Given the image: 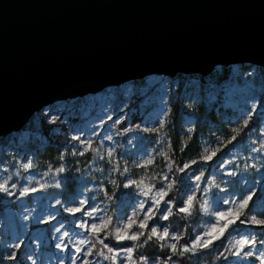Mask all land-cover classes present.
I'll return each instance as SVG.
<instances>
[{
    "label": "rangeland",
    "instance_id": "obj_1",
    "mask_svg": "<svg viewBox=\"0 0 264 264\" xmlns=\"http://www.w3.org/2000/svg\"><path fill=\"white\" fill-rule=\"evenodd\" d=\"M177 74L180 76L175 81L150 74L95 93L54 101L34 112L21 129L0 137V184L7 189L0 191V264H72L77 256L76 264L83 259L90 264H112L95 255L111 253L77 225L111 218V227H115L134 212L142 217L140 203L148 207L151 200L135 185L124 187L132 180L154 186L149 197L156 189L163 187L168 192L178 183V202L174 203L173 192L165 197L177 211L189 195L195 196L198 215L192 222L188 244L180 247L191 248L198 235L205 238L204 232L215 223V212L235 207L225 204L226 200L239 202L251 196L247 218L264 219V81L260 68L230 64L223 70L216 66L214 72L198 80ZM173 109L176 115L172 116ZM234 128L241 131L233 132ZM171 136L179 148L193 138L191 154L175 167L171 165ZM233 136L235 140H231ZM81 141L90 142L87 151ZM50 143L57 148L51 159H45L40 153ZM205 149L220 151L206 163L201 159L208 155ZM150 158L151 165L137 166ZM185 164L190 167L179 171ZM61 167L63 172L58 171ZM201 173L197 181L195 177ZM164 176L168 180H163ZM24 188L30 191L21 196ZM81 199L87 201L86 210L94 207L99 211L92 217L69 214L66 208L78 206ZM167 207L162 203L161 212ZM161 212L149 224L160 231L167 227L171 235H178L177 227L160 219ZM65 232L68 235L61 242L59 237ZM244 236L255 238L259 247L264 227L237 224L230 228L220 249L222 264H259L255 256L236 257L229 251L231 244ZM80 239L89 243L78 245ZM14 244L21 246L14 248ZM137 244L125 241L119 246L108 245L121 250ZM77 246L81 253L75 252ZM89 248L93 255H84ZM11 252L16 253L15 259H7ZM148 264L157 261L148 259ZM199 264L206 263L200 260Z\"/></svg>",
    "mask_w": 264,
    "mask_h": 264
},
{
    "label": "water",
    "instance_id": "obj_2",
    "mask_svg": "<svg viewBox=\"0 0 264 264\" xmlns=\"http://www.w3.org/2000/svg\"><path fill=\"white\" fill-rule=\"evenodd\" d=\"M264 70V0H0V136L146 75Z\"/></svg>",
    "mask_w": 264,
    "mask_h": 264
},
{
    "label": "snow or ice",
    "instance_id": "obj_3",
    "mask_svg": "<svg viewBox=\"0 0 264 264\" xmlns=\"http://www.w3.org/2000/svg\"><path fill=\"white\" fill-rule=\"evenodd\" d=\"M119 123V121H117ZM247 124V121H245V125ZM161 127H163V123L161 122ZM233 132L239 133L241 129L234 128L232 130ZM108 139H111V137H107ZM75 139H79V137H75ZM236 136H233L231 140H235ZM231 140L229 143H231ZM81 143L86 144L84 151L88 150V147H90V142L87 141H81ZM94 151V149H93ZM220 151V149H215L209 152L208 149H205V152H208V155H204L201 157V159L204 162H210L213 160V158L217 155V153ZM80 155H83L84 152H80ZM109 157L113 155L112 151H109L107 153ZM161 155H166L165 153H161ZM153 163V160L150 158L146 161H144L143 165H137L139 167H146L148 165H151ZM193 163H196V161H193ZM25 167H28V165H25ZM190 167V165L185 164L182 168L179 169V171L184 172L185 169ZM254 167V165H253ZM169 168L171 170V166L169 165ZM59 172H63V167L58 169ZM126 171V170H125ZM229 175H236L235 172H229ZM203 176V173H201L199 176H196L195 179L197 181L201 180V177ZM163 180H168V176H164L162 178ZM135 185L137 188L141 189V193L143 196L148 197L151 200L150 206L146 207L145 202H141L139 205V211L143 212V216L140 217L138 212H134L132 216L127 217L122 224H119L115 227H111L112 221L111 218L100 219V223H92L88 224L87 221L82 222L81 224L77 225V227L86 229L93 237L98 239V242L103 245V248L107 250L108 253H111L110 256L105 255L104 252H96L95 255L103 257L104 260H111L112 264H117L118 259L120 260V264H124V261H127V264H138V262L133 259V252L134 247H127L125 249L121 250H114L112 247H110L107 243H105L104 238H99L101 234L108 233L111 235L117 243H122L125 241H140L141 237H146V239L143 241L144 244H147L149 241L156 239L159 242H166L167 240H173V241H179L180 237L177 235H171L168 228L165 227L162 231L158 230L156 226H152L149 224V221H153L156 217V214L158 212H161V205L167 204L168 207L161 212L160 219L167 221L169 219V216L172 215V202L170 200H165V197L168 196V192L164 190L163 187L156 189L154 192V195L149 197V193L153 192L154 186L152 185H145L143 180H132L128 183L124 184L125 188L131 187ZM172 184L169 183L167 185V188H171ZM0 191H7L4 185L0 184ZM30 190L28 188H24L20 195L23 196L27 194ZM34 191V189H33ZM252 199L251 196H246L243 199H241L239 202L236 201H224L225 204L232 203L235 205L234 208H229L226 211H217L215 212V223L211 224V227L206 230L203 234L205 238H201V236H197L194 240V242L191 245V248L189 247H180L178 249L177 243H171L168 244L167 247L170 249V251L173 254H176L179 252L180 254H183L185 252H189L190 250H195L197 246L200 248H208L211 246L215 241L220 240L222 237L225 236V234L229 231L230 228L233 226L240 224V225H255L259 227H264V219H257L255 216L251 217L250 219L247 218V212L246 209L249 206V201ZM196 198L195 196L189 195L186 200L183 201V206L178 208V211L184 214H191V210L194 206ZM87 201L84 199L79 200L78 206L66 208V211L69 214L75 215L76 213H83L84 216L92 217L94 213L98 212V208H91L90 210H86ZM204 211H208L204 205L201 206ZM136 229V230H134ZM57 232L60 231L59 228L56 229ZM68 233L65 232L63 236L59 237L61 242H63L64 236H67ZM107 238V237H105ZM89 243L86 239H80L78 241V245H85ZM20 244H14V248H19ZM159 246L163 247L165 246L163 243H161ZM57 248H61V244L56 245ZM67 247V246H65ZM95 247V244L92 245V248ZM92 248L87 249L86 253L84 255L86 256H92ZM231 251L233 256L236 257H242V258H251L255 256V259L259 262V264H264V240L260 242V246L257 247V241L255 238H249L248 236L241 237L240 239H236L229 249ZM76 253H81V247L77 246L75 248ZM16 253L11 252L7 259H15ZM80 256H77L76 259L72 260V264H76V260H79ZM172 257L169 256L165 260V264L169 260H171ZM142 264H148V260L144 257H141ZM81 264H90V261L88 259H83L81 261ZM158 264V262H157Z\"/></svg>",
    "mask_w": 264,
    "mask_h": 264
},
{
    "label": "trees",
    "instance_id": "obj_4",
    "mask_svg": "<svg viewBox=\"0 0 264 264\" xmlns=\"http://www.w3.org/2000/svg\"><path fill=\"white\" fill-rule=\"evenodd\" d=\"M243 66H247L249 64H242ZM224 70L225 67H222ZM261 77L264 81V70L260 69ZM198 76L199 78H203V76H199L197 74H194ZM224 76V75H223ZM201 110H205L204 108H201ZM176 115V110L173 109L172 116ZM2 137V136H0ZM193 138H189V141L179 148L176 138L174 136H171V165L175 167L178 165L183 158H185L187 155L191 154V151L189 150L190 146L192 145ZM53 143H50L48 146H46L43 151L40 153V155L45 159H51L54 154V149L56 146H54L53 149ZM57 148V147H56ZM192 150V149H191ZM174 170V169H173ZM179 184L175 183V186L171 188L168 193L173 192V197L177 199V194L175 193L177 187L179 188ZM177 201H174L176 204ZM176 206V205H175ZM175 206L172 209V215L169 216V224L172 227H177L179 230L177 232V236L180 237V240L177 241L178 249L182 244H188V240L191 237V230H192V222L196 219L198 213L196 211V204H194L191 214H184L177 210H175ZM107 237V238H105ZM105 241L112 246H119L120 243H117L115 239L109 235L108 233H105L104 236ZM146 239V237H141L140 241H137V245L134 248L133 256L137 259L138 264H142L141 257L148 259H155L158 264H165V260L167 257L171 256L172 259L167 262V264H199L200 260L205 261L206 264H222V252H220L222 243H223V237L220 240L215 241L211 246L208 248H200L199 246L194 251L185 252L183 254H180L177 252L176 254H173L170 249L167 247V244L165 242H159L156 239H153L149 241L147 244H144L143 241ZM161 243H163L165 246L161 247L159 246Z\"/></svg>",
    "mask_w": 264,
    "mask_h": 264
},
{
    "label": "built area",
    "instance_id": "obj_5",
    "mask_svg": "<svg viewBox=\"0 0 264 264\" xmlns=\"http://www.w3.org/2000/svg\"><path fill=\"white\" fill-rule=\"evenodd\" d=\"M215 69H216V67H214L209 73L214 72ZM181 75H183L184 77H187L189 80H198L199 79V77L194 75V74H181ZM179 76L180 75L177 74V75H174V76L169 77V78L171 81H175L176 79L179 78Z\"/></svg>",
    "mask_w": 264,
    "mask_h": 264
}]
</instances>
